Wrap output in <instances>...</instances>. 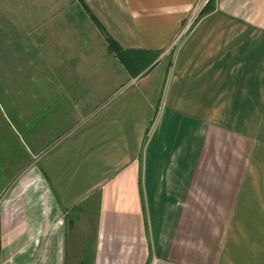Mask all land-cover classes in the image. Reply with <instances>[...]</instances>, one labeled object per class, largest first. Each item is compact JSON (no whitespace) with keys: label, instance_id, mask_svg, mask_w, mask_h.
<instances>
[{"label":"crops","instance_id":"1","mask_svg":"<svg viewBox=\"0 0 264 264\" xmlns=\"http://www.w3.org/2000/svg\"><path fill=\"white\" fill-rule=\"evenodd\" d=\"M55 1V47L111 43L124 81L60 92L30 159L0 131V264H264V0Z\"/></svg>","mask_w":264,"mask_h":264},{"label":"rangeland","instance_id":"2","mask_svg":"<svg viewBox=\"0 0 264 264\" xmlns=\"http://www.w3.org/2000/svg\"><path fill=\"white\" fill-rule=\"evenodd\" d=\"M65 2L0 0V131L8 136L6 144H9L10 149L7 156L18 153L30 159L35 150L31 141L35 129L40 135L46 131L49 136H43V139L48 143L52 141L50 133H57L61 129L54 117L63 114H58L54 108L61 105L68 109L81 101L76 95L65 98L59 94L80 89L82 86L77 79L85 74L99 72V82L96 78L87 82L89 92L92 93L99 83L100 90L105 91V97L113 94L124 81L123 67L110 55L107 46L104 49L102 44L97 45L88 51L81 40L75 39L71 48L69 46L61 50L60 43L59 48L55 47L58 40L63 46L67 39L71 40L70 28L56 32L57 7ZM68 16H61L63 22L59 20L57 23L71 24ZM73 20H77V16ZM71 55L73 66L76 67L73 72L78 75L68 81L60 76L67 63L57 60H65L64 57ZM88 101L92 104L91 96ZM3 147L0 141V151Z\"/></svg>","mask_w":264,"mask_h":264},{"label":"trees","instance_id":"3","mask_svg":"<svg viewBox=\"0 0 264 264\" xmlns=\"http://www.w3.org/2000/svg\"><path fill=\"white\" fill-rule=\"evenodd\" d=\"M214 2L215 0H210L209 3L207 4L206 8H205V11L203 12L204 13H207L208 11L212 10L214 8ZM110 41V39H109ZM113 44L109 43V49L110 51H112L114 49V47H112ZM124 56H122V60L124 61Z\"/></svg>","mask_w":264,"mask_h":264}]
</instances>
